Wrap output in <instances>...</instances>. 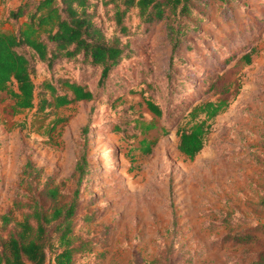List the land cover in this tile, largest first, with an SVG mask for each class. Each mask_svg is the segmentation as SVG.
<instances>
[{
    "label": "rangeland",
    "instance_id": "1",
    "mask_svg": "<svg viewBox=\"0 0 264 264\" xmlns=\"http://www.w3.org/2000/svg\"><path fill=\"white\" fill-rule=\"evenodd\" d=\"M21 1L0 0V27ZM91 2L126 55L101 85L79 58L35 63L36 85L73 80L92 100L38 110V88L34 107L11 113L0 98V216L10 218L0 235L34 208L73 204L71 264H264V0H189V12L148 22L131 6L122 30L121 0ZM219 99L227 106L188 158L176 132L193 107ZM140 118L154 128L142 133ZM141 139L154 140L149 151ZM47 235L49 254L52 225Z\"/></svg>",
    "mask_w": 264,
    "mask_h": 264
},
{
    "label": "trees",
    "instance_id": "2",
    "mask_svg": "<svg viewBox=\"0 0 264 264\" xmlns=\"http://www.w3.org/2000/svg\"><path fill=\"white\" fill-rule=\"evenodd\" d=\"M188 1L121 0L124 8L121 11L116 9L114 16L122 30L121 17L131 6L138 8L141 19L148 22L154 18L161 19L165 9L175 12L180 6V13L189 12ZM92 6L91 0H22L8 11L6 19L11 22V28L0 27V98L11 101V113L34 107L38 88L41 90L38 110L94 98L90 89L73 80L57 77L44 80L38 86L32 78L38 61L52 69L60 62L79 58L83 63L100 69L98 84H103L126 52L116 37L105 38L101 26L93 20ZM22 16H25L24 20L18 22ZM243 58L250 63L249 54L243 55ZM59 90L63 93H58ZM145 104L153 115L161 114L153 102L145 100ZM226 106V100L219 99L193 107L190 127L176 132L177 149L188 158H194L203 147L209 121ZM201 115L204 117L200 118ZM134 124L142 133L155 126L154 122L141 118L136 119ZM144 142H149V151L154 140L141 139L139 148ZM76 171L82 175L80 164L76 165ZM47 193L55 196L56 189H49ZM73 212L74 205L69 204L66 207H51V211L34 208L24 213L22 219L14 223L13 229L5 236L0 235V264H71L75 250L69 236ZM0 219L2 226L10 221L6 214ZM49 225L53 226L58 237L55 247L53 242L49 244L48 254ZM256 262L263 264L261 260Z\"/></svg>",
    "mask_w": 264,
    "mask_h": 264
}]
</instances>
